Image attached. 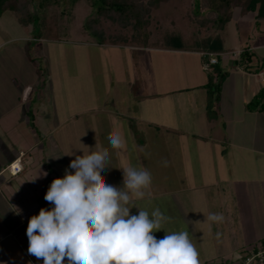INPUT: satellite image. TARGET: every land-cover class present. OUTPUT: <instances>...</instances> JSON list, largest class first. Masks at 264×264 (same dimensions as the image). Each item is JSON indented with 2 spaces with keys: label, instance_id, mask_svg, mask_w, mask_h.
I'll return each instance as SVG.
<instances>
[{
  "label": "crops",
  "instance_id": "0c3cea01",
  "mask_svg": "<svg viewBox=\"0 0 264 264\" xmlns=\"http://www.w3.org/2000/svg\"><path fill=\"white\" fill-rule=\"evenodd\" d=\"M14 29L17 34L0 38V50L17 43L14 55L0 57V264H43L27 251L30 217L53 207L44 196L55 178L74 171L68 165L76 155L104 148L108 183L122 187L121 168L128 166L152 175L144 196H132L130 214L159 208L171 217L166 231H189L200 264L236 259L264 238V113L245 108L264 86V17L257 11L234 8L226 50L212 51L228 70L213 116L203 67L207 51L95 41L117 64L105 72V87L86 81L73 97L57 84L64 74L38 67L41 40L29 38L30 25L17 21ZM244 48L254 53L247 68L237 62ZM120 62H127L122 69ZM113 132L122 138L119 150L108 142ZM16 159L22 171L13 174L8 165ZM209 213H222L224 222L207 221ZM165 234L154 233L158 239ZM216 238L236 244L221 250Z\"/></svg>",
  "mask_w": 264,
  "mask_h": 264
},
{
  "label": "clouds",
  "instance_id": "9594fccd",
  "mask_svg": "<svg viewBox=\"0 0 264 264\" xmlns=\"http://www.w3.org/2000/svg\"><path fill=\"white\" fill-rule=\"evenodd\" d=\"M107 139L112 149L122 148L119 134L109 133ZM109 165L107 148L71 160L68 168L74 171L55 178L44 196L53 207L41 208L28 221V254L43 264H200L189 231H166L163 224L171 217L159 208L149 214L136 207L138 214H130L132 196H144L151 173L143 166L123 167L118 187L102 175ZM224 219L222 213L206 216L209 222ZM160 230L166 234L158 239L154 233Z\"/></svg>",
  "mask_w": 264,
  "mask_h": 264
},
{
  "label": "trees",
  "instance_id": "16d2710c",
  "mask_svg": "<svg viewBox=\"0 0 264 264\" xmlns=\"http://www.w3.org/2000/svg\"><path fill=\"white\" fill-rule=\"evenodd\" d=\"M168 1L152 0L150 6L143 10L132 0H93V6L98 16L85 23V26L90 35L100 44L223 52L226 50V24L232 18L234 8L240 9L242 14L257 11L260 17H264V0H204L207 7L206 13H202L197 5L198 8L196 7L194 11L195 25L191 29L183 28L176 22L167 23L165 21L153 33L145 16L149 15L153 8H158L161 3ZM30 3V0H0V15L3 10L8 8L16 15L23 26L28 27L32 23L34 24L37 38L59 39L54 33H51L50 36L45 33V31L54 28L55 21L49 17L50 12L44 2L39 3L40 9L36 11L31 9ZM101 16L118 21L134 19L136 30L121 35L109 34L104 29L95 28L98 18ZM253 56V52L244 48L239 53L237 62L247 68L253 60ZM259 69L264 70V61L260 62ZM227 75L228 70L219 64V60L211 66L207 82V109L210 116L214 115V108L219 99L221 86ZM245 108L248 111L264 113V86L246 103ZM262 245H264V238L258 241L251 250H255ZM244 253L246 252L243 251L239 257ZM239 257L236 259H221L219 262L222 264H236Z\"/></svg>",
  "mask_w": 264,
  "mask_h": 264
},
{
  "label": "rangeland",
  "instance_id": "374dc122",
  "mask_svg": "<svg viewBox=\"0 0 264 264\" xmlns=\"http://www.w3.org/2000/svg\"><path fill=\"white\" fill-rule=\"evenodd\" d=\"M32 10H39V3L44 2L50 12L49 17L55 21V26L52 29L45 31L50 36L54 33L59 39L56 41H45L40 39L37 45V64L40 70L45 73H54L55 76L64 74V80L61 85L66 92L71 91L74 97L83 86H86V81L95 82L98 88L105 87L103 77L105 72L114 67L117 62H109L107 55L102 48L95 46V39L86 29L85 23L98 16L93 0H30ZM137 6L145 10L150 6L152 0H132ZM199 7L202 13H206V5L204 0H169L161 3L158 8H153L149 15L145 16L148 19L151 31L161 27L163 22H176L183 28H192L194 23V11ZM197 7V8H198ZM17 17L12 14L11 10L6 8L0 15V38L8 37L12 34H17L14 25L17 24ZM37 23V22H35ZM39 23V22H38ZM37 23V24H38ZM174 26V25H173ZM134 19L128 21L113 20L105 16L98 18L95 28L104 29L109 34L121 35L131 31H135ZM229 34L234 46L237 42L234 38V22L229 23ZM29 38L36 34V28L32 23L28 31ZM39 33V31H38ZM40 34V33H39ZM17 43H10L0 50V57L3 54H15V46ZM35 45V44H34ZM90 56V58H88ZM64 57V58H62ZM125 58V57H124ZM35 59V58H34ZM126 59V58H125ZM119 63V62H118ZM121 69L126 65L125 62H120ZM131 63V62H130ZM134 63V62H133ZM112 66V67H111ZM117 69H120L119 64ZM68 74V75H67ZM75 94V95H73ZM210 240V239H209ZM215 241L221 250L230 251L236 244L233 238H216Z\"/></svg>",
  "mask_w": 264,
  "mask_h": 264
},
{
  "label": "built area",
  "instance_id": "2783aa9c",
  "mask_svg": "<svg viewBox=\"0 0 264 264\" xmlns=\"http://www.w3.org/2000/svg\"><path fill=\"white\" fill-rule=\"evenodd\" d=\"M241 51L242 50L238 51L237 54L239 55ZM203 54L208 57V61L204 62L203 67L206 71H210L211 66L218 62L219 54L214 52H204ZM8 167L13 174H18L19 172L22 171V165L19 159L12 161L8 165ZM209 264H222V263L210 262ZM236 264H264V245L259 246L257 249L250 250L244 253L243 255H241L238 261L236 262Z\"/></svg>",
  "mask_w": 264,
  "mask_h": 264
}]
</instances>
